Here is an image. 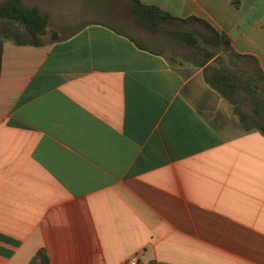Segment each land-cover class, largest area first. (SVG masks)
I'll return each instance as SVG.
<instances>
[{
    "label": "crops",
    "instance_id": "obj_1",
    "mask_svg": "<svg viewBox=\"0 0 264 264\" xmlns=\"http://www.w3.org/2000/svg\"><path fill=\"white\" fill-rule=\"evenodd\" d=\"M142 1L182 23L169 50L99 20L0 35V264H264V134L205 81L197 20L264 86V0Z\"/></svg>",
    "mask_w": 264,
    "mask_h": 264
},
{
    "label": "trees",
    "instance_id": "obj_2",
    "mask_svg": "<svg viewBox=\"0 0 264 264\" xmlns=\"http://www.w3.org/2000/svg\"><path fill=\"white\" fill-rule=\"evenodd\" d=\"M126 2L129 13L131 14L135 24L140 25L143 28L149 29L151 31L159 32L163 31L164 25L178 21L179 18L175 15L168 13L167 11L159 8L157 5L143 2L142 0H124ZM234 5H238L240 0H230ZM0 18L9 22L18 23L22 29L20 30H10L11 28H4L1 30L0 35L3 37H10L15 42H28L31 44H37L39 34L43 33L45 30L47 16L45 12L40 11L34 5H25L21 0H1L0 1ZM202 22L210 31L212 36L221 41V48L226 51L228 49V39L227 37L215 31L208 23L202 19L197 18ZM166 26V25H165ZM169 29V28H168ZM178 38L184 37V31L174 29ZM52 35L55 32L52 31ZM135 43L139 47L148 49L146 46L135 40ZM1 45V40H0ZM200 55V61L203 62L207 56L208 52L201 49L198 53ZM219 60V65L217 68L211 69L209 72L204 71V79L208 84H210L219 94L228 98L233 106V111L237 114L239 122L244 126V129L255 128L260 133L264 134V121L257 120L253 117V122L251 124L246 123L249 118L245 112L238 110L237 99L235 98V90L238 87L235 78H240L243 80V86L241 87L244 91L250 93L251 97H254L256 90L252 87V82L248 79L226 69L222 65L221 58L219 54L216 55ZM257 82V80H255ZM260 83H262L260 81ZM253 112L258 115V103L253 99ZM40 259V264H46V259L42 251L37 252Z\"/></svg>",
    "mask_w": 264,
    "mask_h": 264
},
{
    "label": "rangeland",
    "instance_id": "obj_3",
    "mask_svg": "<svg viewBox=\"0 0 264 264\" xmlns=\"http://www.w3.org/2000/svg\"><path fill=\"white\" fill-rule=\"evenodd\" d=\"M21 2L25 5H34L39 9H43L46 16L48 15L45 30L39 34L40 39L43 40L49 39L52 31L60 33L82 20H99L112 24L121 30L139 34L141 36L139 40L150 47L157 45L159 40L161 42L165 40L174 42V39H178L176 32L170 28L168 29L166 23L164 28H167L159 32H153L135 24L124 0H21ZM169 24L178 26L182 23L174 21ZM6 27L11 28L10 30L13 31L22 29L18 23L5 21L0 18V32ZM154 36L158 40L155 39L154 41ZM160 41L159 43H161ZM162 46H164L163 50H169V44L163 42ZM179 48L180 50L184 49L182 47ZM216 60L219 62L217 58ZM235 79L238 87L234 96L237 99L238 110L249 115L246 123L251 124L253 118L264 121V86L260 84V80L257 78L249 80L253 84L252 87L256 90L255 96L251 97L249 92L241 88L243 80L240 78ZM253 99L258 103V115L254 114L252 109Z\"/></svg>",
    "mask_w": 264,
    "mask_h": 264
},
{
    "label": "water",
    "instance_id": "obj_4",
    "mask_svg": "<svg viewBox=\"0 0 264 264\" xmlns=\"http://www.w3.org/2000/svg\"><path fill=\"white\" fill-rule=\"evenodd\" d=\"M219 56L221 58L222 61V65L228 69L229 71H232L248 80H251L252 77L246 75L245 72H243L235 63H232L226 53V51H224L223 49H221L219 51Z\"/></svg>",
    "mask_w": 264,
    "mask_h": 264
},
{
    "label": "built area",
    "instance_id": "obj_5",
    "mask_svg": "<svg viewBox=\"0 0 264 264\" xmlns=\"http://www.w3.org/2000/svg\"><path fill=\"white\" fill-rule=\"evenodd\" d=\"M125 264H136V259L135 256L132 255L126 262Z\"/></svg>",
    "mask_w": 264,
    "mask_h": 264
}]
</instances>
